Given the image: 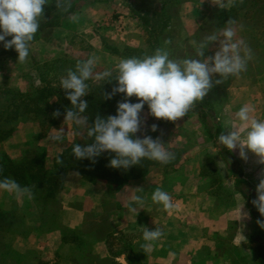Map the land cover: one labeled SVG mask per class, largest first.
Returning <instances> with one entry per match:
<instances>
[{
    "label": "crops",
    "instance_id": "crops-1",
    "mask_svg": "<svg viewBox=\"0 0 264 264\" xmlns=\"http://www.w3.org/2000/svg\"><path fill=\"white\" fill-rule=\"evenodd\" d=\"M130 1L152 11L155 10L152 5L158 11L164 3V0ZM236 1L185 3L180 14V36L185 40L188 59L189 41L199 26L213 22V10L227 11ZM124 2L101 0L88 4L61 26L50 29L49 58L64 57L73 36L92 33L95 25L103 29L108 20L113 22V29H96L107 41L119 47H144L141 28ZM218 32L227 44L228 72L232 74L224 90L225 102L221 104L213 102L212 91L205 84V101L212 105L211 112L205 109V123L209 116L215 121V129L219 125L240 170V179L264 204V47L247 49L239 19L223 25ZM67 120L63 118L62 125L59 122L38 140L45 147L46 168L72 142ZM215 129L212 132L206 127L205 137L219 149V144L207 137V131L214 134ZM61 130L67 131V135H61ZM39 132L37 124L22 125L9 139L0 142V157L6 155L19 161ZM221 156L234 182L229 207H215V199L206 193L204 197L179 192L178 189L185 187V191L189 185L182 180L178 188L175 183L192 165L191 160L185 161L170 180L160 182L156 173L150 172L141 182L118 192L106 182L88 183L76 172H69L62 189L51 197L12 184L0 185V264H72L76 245L65 231H76L87 218L100 222L97 219L102 217L106 218L110 234L93 244L100 259L98 264H257L256 243L252 241L256 224L237 188L239 179L229 171L233 164L225 154ZM195 171L196 177V168ZM167 192L168 195L161 196ZM199 199L205 205L202 225L191 219Z\"/></svg>",
    "mask_w": 264,
    "mask_h": 264
},
{
    "label": "trees",
    "instance_id": "trees-1",
    "mask_svg": "<svg viewBox=\"0 0 264 264\" xmlns=\"http://www.w3.org/2000/svg\"><path fill=\"white\" fill-rule=\"evenodd\" d=\"M189 1L198 0H164L159 11H143L138 15L131 12L147 36L148 50L127 47L119 53L111 49L110 52L119 58L118 68L106 67L92 77L86 75L87 72L78 73L72 63L57 58L36 68L39 86L32 91L0 87V142L11 137L17 122L37 124L40 129L36 136L38 140L62 117L70 118L73 123L77 120L73 126V143L54 157L49 169L44 164L46 151L42 147L28 148L19 161L2 155L0 185L12 184L51 197L62 189L69 172L78 173L91 184L105 181L116 192L131 181L143 179L155 166L156 152L141 148L135 126L146 104L153 103L146 94L154 87L155 78L164 76L163 65L174 56H182L180 42L183 40L180 33L175 40L171 30L175 17ZM216 13L218 20H226H222L225 24L234 18L240 20L244 42L249 49L264 47V0H237L229 10ZM214 15L212 11L213 20ZM56 22L53 18L42 26L36 17L12 20L0 15V56L22 62L28 44L39 38L43 28L62 25ZM204 25L199 26L197 33H201ZM197 33L190 41L196 40ZM176 63L183 64V58ZM199 103L211 112L209 101L199 100ZM149 125L150 122L146 127ZM147 133L148 130L145 135ZM207 137L224 148L228 161L233 164L229 171L239 179L237 188L256 224L252 238L256 243V261L264 264V204L240 179V170L225 146L219 125L214 134L207 131ZM87 219L76 231H65L76 245L72 264H98L100 259L94 253L93 244L107 239L110 234L105 220L93 222Z\"/></svg>",
    "mask_w": 264,
    "mask_h": 264
},
{
    "label": "rangeland",
    "instance_id": "rangeland-1",
    "mask_svg": "<svg viewBox=\"0 0 264 264\" xmlns=\"http://www.w3.org/2000/svg\"><path fill=\"white\" fill-rule=\"evenodd\" d=\"M99 1L101 0H0V15L12 20L36 17V19L39 18L42 26L56 18L57 22L62 24L81 7ZM122 1H125L124 3L129 6L131 12L135 15L143 11H157V6L154 5L152 7L155 10L152 11L148 8L133 5L130 0ZM213 12L215 13L213 22L204 25L201 33H197L195 41H189L191 48H188V51H191V58L188 59L186 56L187 47H184V40L180 42L182 56H174L169 59L168 63L163 65L166 72L164 76L155 78L154 87L146 94V98H149L153 103L146 104V107L140 112L135 126V134L141 140V148L152 149L156 152L154 154L156 158L155 166L148 173H156L157 179L160 182H165L170 180L171 176L179 170L185 161L191 160L193 161L192 165H188L183 174L181 173L180 180L175 185L181 188L182 180L189 182L185 191V187H182V189H178L179 192L204 197L206 193L215 199L214 205L218 208L231 205L234 182L223 164L224 161L221 155L225 154L224 148L219 145V149H215L205 137V128L207 127L213 132L215 121L207 116L205 123V108L199 103V100H205V84H207L206 87L212 91L211 99L213 102L215 104L225 102L223 94L232 73L228 72L230 58L226 49L227 44L223 43L225 41L221 40L218 32V29L225 25L222 21L224 19L218 20L216 18L217 11L213 10ZM234 19L237 20L238 18ZM108 21L104 22L107 24L103 29L95 25L92 33L88 32L89 34L86 33L81 37L73 36L68 42L65 49L67 53L63 54L62 59L72 63L78 73L87 72L86 75L93 77L97 76L106 67L118 68L120 66L119 58L116 54L110 52L111 49L119 53L127 47L144 52L148 50L147 36L144 35L142 30L144 47L131 45L119 47L112 41H107L97 30L113 29V22ZM218 22L221 24L223 22V25H218ZM52 28L49 26L43 28L39 33V38L28 44V50L24 51L22 62L6 55L0 56V87L27 92L39 86L36 68L45 62L57 59L56 57L49 58V30ZM179 33L180 15L175 17L171 30L175 40L179 37ZM245 45L248 50H251L246 43ZM107 56L114 58V60L110 61ZM180 58H183V64L176 63ZM142 100L141 98L140 102ZM63 118L65 117H62L59 121L61 125ZM66 118L69 119L67 121L71 126L69 130L72 133V144L75 137L73 126L77 124V120L73 123L70 118ZM148 122H150V125L147 128ZM22 125L26 124L14 123V131ZM146 130H148V133L145 135ZM61 131V135H67V131ZM38 140L35 136L29 148L35 146L41 148L42 146L38 144ZM227 145L225 146L228 149ZM205 148L209 153L205 152ZM195 168L198 174L196 177ZM138 182H141V180L131 181L129 187H133ZM114 191L116 192V190ZM168 194L169 192L161 196ZM194 209L195 215L191 217L192 221H195L198 225L205 224V205H203L201 199L195 202ZM97 220H105L104 225L107 226L105 217Z\"/></svg>",
    "mask_w": 264,
    "mask_h": 264
}]
</instances>
